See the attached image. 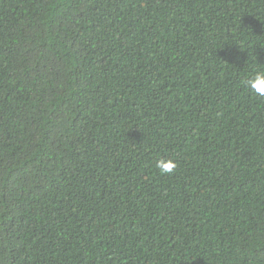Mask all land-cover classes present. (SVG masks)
I'll list each match as a JSON object with an SVG mask.
<instances>
[{
    "label": "trees",
    "instance_id": "16d2710c",
    "mask_svg": "<svg viewBox=\"0 0 264 264\" xmlns=\"http://www.w3.org/2000/svg\"><path fill=\"white\" fill-rule=\"evenodd\" d=\"M258 71L264 0H0V264H264Z\"/></svg>",
    "mask_w": 264,
    "mask_h": 264
},
{
    "label": "clouds",
    "instance_id": "9594fccd",
    "mask_svg": "<svg viewBox=\"0 0 264 264\" xmlns=\"http://www.w3.org/2000/svg\"><path fill=\"white\" fill-rule=\"evenodd\" d=\"M244 85L250 88L257 96L264 97V71L256 72L251 78L244 81ZM156 167L162 175H170L177 165L173 159H158Z\"/></svg>",
    "mask_w": 264,
    "mask_h": 264
}]
</instances>
